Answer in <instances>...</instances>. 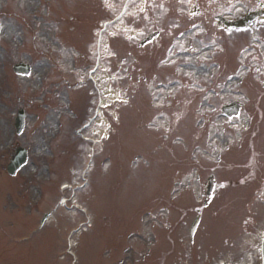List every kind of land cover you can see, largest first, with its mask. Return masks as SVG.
<instances>
[{
    "label": "rangeland",
    "instance_id": "374dc122",
    "mask_svg": "<svg viewBox=\"0 0 264 264\" xmlns=\"http://www.w3.org/2000/svg\"><path fill=\"white\" fill-rule=\"evenodd\" d=\"M160 1L133 0L127 11L143 5L153 7ZM234 1L233 12L239 15L243 10L238 0ZM119 3L121 0H116ZM177 3L163 0L165 6ZM38 5L40 12L35 16ZM94 8L95 0H0V264H260L264 204L256 198L252 182L250 150L246 147L250 132L245 131L242 144L238 137H229L235 143L229 151L232 165L221 166L222 161L217 159L220 145L228 137L221 131L222 117L212 111L211 106L217 102H209V93L210 86L213 90L223 86L218 83L222 79L207 80L204 70L195 87L177 97L186 108L193 106L195 117L196 102L199 103L201 122L208 124H199L197 130L215 136L208 144L203 138V144H195L185 135H180L178 144L170 142L173 138L174 142L179 140L177 134L160 137L130 109L139 100L138 92L130 96L129 91H124L128 85L123 71L127 62L119 57L127 48L119 41L123 33L118 31L115 64H120V70L115 73L114 84L121 94L115 99L113 125L101 140L98 135L100 129L106 128L103 124L91 125L93 130L86 128L80 136L73 132L87 118V97L94 96V92L90 95V89L83 86L78 92L74 87L67 90L63 66L72 55L92 51L94 22L104 14ZM164 25L168 26L165 20ZM193 35L195 52L184 58L190 69H211L214 62H219L230 71L239 63L248 64L247 60L252 61L249 56L258 52L257 65L264 71V32L254 36L259 35L258 41L250 38L248 30L238 37L242 40L237 46L243 47L242 56L236 55L237 47L228 45L235 35L209 26L192 30L186 39ZM186 39L179 45L184 53L188 48ZM223 43L227 49L220 52ZM246 46L251 49L245 52ZM162 58L159 54L148 61L152 69L147 75H159ZM192 60L196 65L189 62ZM18 61L31 65L28 76L12 72V64ZM137 64L143 68L144 61ZM246 74L243 87L251 102L257 93L251 86L257 88L252 72ZM180 78L185 84L193 80L183 74ZM142 86L138 85V89ZM66 93L75 95L72 101L73 111L76 108L79 112L76 115L65 108ZM216 95L220 101L221 93ZM128 101H133L132 107L125 105ZM241 102L247 110L249 103L245 98ZM20 107L25 111V125L16 135L13 119ZM258 107L264 111V93ZM139 115L148 116L142 112ZM182 125L192 132L196 129L192 122L179 124ZM202 136L205 135H199ZM86 137L99 142L83 140ZM16 143L27 149L28 160L14 176H9L5 166ZM192 147L197 150L194 157ZM209 173L223 186L213 192L212 201L200 216L195 238L190 241L187 228L195 216L192 209L201 206L204 197L199 196L200 187L204 189ZM66 183L75 184L74 189L61 190ZM260 193L263 198L262 189ZM87 219L88 227L84 224ZM166 230L169 234L174 231L173 241L164 246L160 235Z\"/></svg>",
    "mask_w": 264,
    "mask_h": 264
},
{
    "label": "flooded vegetation",
    "instance_id": "af4514ba",
    "mask_svg": "<svg viewBox=\"0 0 264 264\" xmlns=\"http://www.w3.org/2000/svg\"><path fill=\"white\" fill-rule=\"evenodd\" d=\"M103 8H106V10L108 11V10H110V8L114 9V5H112V3H110V0H108L107 4L104 5ZM255 8L256 9L257 8H263L264 9V2H261V0H255L254 9ZM194 9L196 11V15H198L200 13V10H198L197 8H194ZM212 9H213L214 12H221V13L225 12V10H220L219 6H212ZM204 12H205V10L202 11V15H203ZM218 15L223 16L220 13H216V15L214 14L213 16L216 17ZM256 21H258V22H260V24L264 25V14L262 15L261 19H256ZM142 22L143 23H147V19H143ZM150 22H151L152 26H154V29H153L155 31V36H153L154 39L146 47H145L146 44H144V45L139 44L138 47H145L142 51H139V54L142 55V56H151V57L156 56L159 53L160 49L162 48L161 41H162V39L164 38V35H165V44H166V57H165V60L168 59L169 52L172 49H176V51H177L176 54L179 55L180 54V52H179L180 49L177 46L175 40L173 39L172 32L167 31L165 34H163V33L160 34L159 30L157 28V20H156V16L155 15H153L152 20ZM254 23H255V21H253L252 23L248 24V26L250 25V26H252L253 29H258V24H256L254 26ZM198 24H200V22ZM218 24H219V22L217 21L215 23V25H218ZM139 33L141 35L144 34L141 31ZM113 55H114V52L108 53V56L110 58ZM173 57H174V54H172L171 58H173ZM254 71H258V68H255ZM128 78L131 80V74L128 76ZM140 78L143 80V82L145 84L147 83V80H146V77H145L144 74H142V76H139L137 74L135 80L139 81ZM263 173H264V166L261 165V164L260 165L259 164L258 165L254 164V166H253V175H254V178L257 179L258 183L262 182L264 184V174Z\"/></svg>",
    "mask_w": 264,
    "mask_h": 264
},
{
    "label": "water",
    "instance_id": "95a60500",
    "mask_svg": "<svg viewBox=\"0 0 264 264\" xmlns=\"http://www.w3.org/2000/svg\"><path fill=\"white\" fill-rule=\"evenodd\" d=\"M16 69H17L19 72L25 71V68H24V66H22V65H20V66H16ZM21 70H22V71H21ZM21 152H22V151H21ZM21 152L18 153V157H17V159H14V160L12 161V163L10 164V167H9V172H10V173H13L14 168L17 166V164H19V163L24 159V155H23Z\"/></svg>",
    "mask_w": 264,
    "mask_h": 264
}]
</instances>
